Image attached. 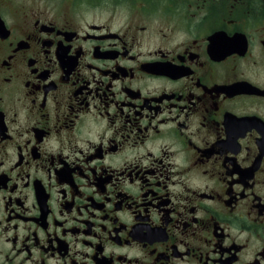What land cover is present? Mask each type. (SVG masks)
<instances>
[{
    "label": "flooded vegetation",
    "instance_id": "1",
    "mask_svg": "<svg viewBox=\"0 0 264 264\" xmlns=\"http://www.w3.org/2000/svg\"><path fill=\"white\" fill-rule=\"evenodd\" d=\"M0 264H264V0H0Z\"/></svg>",
    "mask_w": 264,
    "mask_h": 264
},
{
    "label": "rangeland",
    "instance_id": "2",
    "mask_svg": "<svg viewBox=\"0 0 264 264\" xmlns=\"http://www.w3.org/2000/svg\"><path fill=\"white\" fill-rule=\"evenodd\" d=\"M21 2L34 1V0H19Z\"/></svg>",
    "mask_w": 264,
    "mask_h": 264
}]
</instances>
